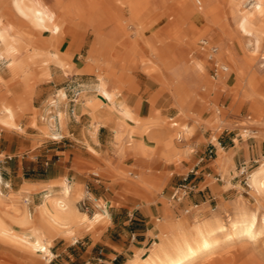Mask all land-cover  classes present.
<instances>
[{
    "label": "bare ground",
    "instance_id": "obj_1",
    "mask_svg": "<svg viewBox=\"0 0 264 264\" xmlns=\"http://www.w3.org/2000/svg\"><path fill=\"white\" fill-rule=\"evenodd\" d=\"M51 1V4H47L45 0H8L6 4L5 0H0V62H4L9 71L8 82L19 79L24 86L21 95H14L10 91L17 102L26 99L30 94L27 81L32 76L28 64L30 57L33 55L42 65H47L53 58H57L56 54L43 49L48 44H45L42 35L54 34L61 23L68 21L72 23L73 32L86 27L93 32L96 39H102L106 45L113 44L112 39H116L127 44L133 53L146 49L149 56L140 59L139 64L143 66L146 74L168 89L179 108L178 115L184 117H186L184 107L200 99L196 94L195 83L201 81L202 84L206 79L205 68L209 66L207 54L202 51L199 44L203 40L212 39L210 33L214 32L215 36H220L216 45H223L220 50L216 46L215 58L221 63L224 62V58H228L229 62H225L227 72L220 73L216 79H211L215 82L213 86L205 85L202 91L222 92L223 89L230 87L228 83L234 74V88L242 93L243 98L255 101L252 108L256 106L264 111V96L258 92V88L264 86V73L256 69L257 63H263L261 67L264 66V0H181L180 3L185 9L184 18L179 16L165 34L160 32L164 20L156 24L152 19L153 10L148 5L149 0ZM190 2H194V9L188 8ZM226 7L229 9V16L224 12ZM124 14L127 16L126 19ZM13 17L20 19L26 27L42 38L34 40L28 37L13 21ZM128 23L131 26H128ZM186 24L188 27L184 29ZM126 28L133 31L127 33ZM107 29L109 30L103 33ZM147 33L149 34L146 35ZM242 39L245 42H242ZM140 41L142 46L139 48ZM185 45L192 50L191 55L185 53ZM261 45L262 53L259 52ZM30 51L32 54L27 56ZM194 54L202 55L204 60H194L192 58ZM59 62L62 68H68L65 63ZM43 74L46 75V71ZM104 77L105 75L99 73L98 96L105 106L111 107L116 101L112 98ZM14 111L9 105L0 109V124L12 127ZM220 113L216 111V114ZM118 117L114 136L117 140L123 141L127 150L139 151L147 158L158 156L167 164L175 161L173 159H178L176 143L181 144L193 134L192 127L186 128L180 121L167 123L163 119L151 127L138 120H128L123 114ZM197 124L194 121V126ZM221 176L223 180L226 173L222 172ZM135 178L137 185L146 189L152 187L157 190L160 187V182L156 178L155 184L149 182L150 178H143L138 174ZM248 185L256 200L264 201V166L261 165L248 177ZM64 194L70 196L69 191ZM55 206L61 210L64 218L72 216L73 211H67L64 206L57 204ZM228 207H231L230 215L225 212V207L219 206L209 217L192 223L184 217L175 220L167 215L160 223L166 227L163 238L153 241L145 258L140 259L138 256L129 264H196L211 258L225 245L254 242L264 234V215L258 216L256 212L250 211L246 203L240 199L228 204ZM222 211L225 213L224 216ZM74 213L77 215L76 211ZM6 218L24 230L20 233L15 232L5 223ZM100 220L101 216L96 214L93 223L96 224ZM0 241L32 253L40 260L43 259L45 264L51 257L45 247L46 242L44 243L29 227L27 216L12 219L0 212Z\"/></svg>",
    "mask_w": 264,
    "mask_h": 264
},
{
    "label": "crops",
    "instance_id": "obj_2",
    "mask_svg": "<svg viewBox=\"0 0 264 264\" xmlns=\"http://www.w3.org/2000/svg\"><path fill=\"white\" fill-rule=\"evenodd\" d=\"M67 28H70L68 32L70 34L72 28L63 22L58 30L49 36H59ZM91 35H93V40L86 64L79 65L73 62L70 64L72 67L70 73H66L61 69L62 66L59 62L64 63V60L54 53L57 58L50 61L54 64L48 66L49 78L45 81L53 84L54 87L67 82H76L77 79L72 78L83 77L91 71L93 66H97L98 73L93 89L96 95L89 91L78 93L77 97L82 95L80 99L68 100V104L61 111H56L55 116L45 123L42 122L41 118L45 113L44 109L33 106L32 112L20 120V127L16 123L17 119L30 109L27 98L21 102L14 99L11 103L0 101V109L9 105L13 111L15 110L12 127L5 126L6 128L9 127V130H0V212L7 214L12 219L28 217L29 227L44 243L46 242L45 247L49 251V255L53 254L54 256L51 264H84L85 261L97 257L98 250L102 251L101 263L99 264H129L138 256L140 259L145 258L148 255L147 251L152 244V239L154 237L155 239L163 238V232L166 229L160 224V219L156 218L159 220L156 225L152 223L150 214L157 212V209L151 205H144V203L147 205L154 203L151 200V195L157 191L152 187L146 189L139 184L137 185L135 178V175L140 173V176L150 178L149 182L155 184L156 179L148 175L150 172L143 164L153 157L158 161H161L160 158L151 156L150 159L141 155L139 151L127 150L123 141L119 139V142L114 136V128L118 124V116L121 114L128 120H138L151 127L157 122L163 121L164 118L156 112V104L159 100L155 99L156 94L154 93L150 99L155 104L151 106L143 96L126 93L121 75L117 76L107 58H100L105 49L104 41L100 38L96 39L93 33ZM120 49L133 53L123 43L115 42L110 45L107 56H111L113 52H118ZM190 51L192 54L191 49ZM29 53L32 54L31 51ZM91 56L96 64L88 61ZM38 61L32 55L28 64L30 66ZM224 62H229L228 58H224ZM4 70L9 81L10 74L6 65ZM99 73L105 75V82L109 85L110 94L116 101L111 107L105 106L98 96ZM0 77L4 81V76L1 73ZM64 90L65 93L62 90L59 91L57 101H52V104L49 103L51 107L56 108L57 102L68 99L67 87ZM22 93L14 95H21ZM200 99L203 98L200 97ZM253 108L259 107L254 106ZM262 113L260 108L259 119ZM164 121L166 120L164 119ZM55 122L58 124L56 127ZM0 125L4 127L2 124ZM184 126L190 128L186 124ZM22 130L23 132H21ZM106 130L111 131L113 135L111 139L103 137L100 133ZM189 139H184L181 144L176 143L178 159H173L175 161L168 163V165L181 163L192 152V146L188 143ZM219 145L220 148L215 158L219 167L213 164L211 167H215L220 172V168L225 162L227 164L226 176H228L234 169L233 162L231 157L221 148V143ZM219 150H222L223 152L221 151L220 154L224 153L226 157L218 155ZM130 155L136 157L143 166L139 172L127 171L128 175L126 172H122V188L129 193L132 190L136 198L143 204L127 198V202H121L123 204L121 208L108 211L107 203L111 205L114 200L117 203L120 198L111 193L98 192L97 186L89 182L84 170L97 167L104 176H107L111 173L109 166L118 167V164L123 160L122 158ZM101 173H93V175L100 177ZM69 180L72 182L70 183ZM93 181L100 183L98 180ZM201 183L203 180L195 182V189ZM83 185H91L92 190L99 196V200L92 197L96 211L91 216L81 212L76 206L85 194H89L82 189ZM66 191H69V197L64 194ZM203 198L204 195L195 190L189 201L197 205L203 201ZM55 204L64 206L67 211H73L72 216L64 218L61 210ZM75 211L78 216L74 213ZM96 214L101 216V220L95 224L93 219ZM81 215L86 218L84 219ZM169 217L172 219L171 216ZM5 223L17 233L24 230L7 218ZM91 229H94L95 234H97L98 239L96 241L89 234ZM156 230L159 232L157 235L154 234ZM80 240L83 242L82 250L79 247L68 245L69 241H72L74 245ZM4 246L15 249L18 256H25L36 264L43 261L30 252L8 246L0 241V249Z\"/></svg>",
    "mask_w": 264,
    "mask_h": 264
},
{
    "label": "rangeland",
    "instance_id": "obj_3",
    "mask_svg": "<svg viewBox=\"0 0 264 264\" xmlns=\"http://www.w3.org/2000/svg\"><path fill=\"white\" fill-rule=\"evenodd\" d=\"M180 1L181 0H149L148 5L154 12H152L154 23L160 24L164 20V24L160 29L162 34H165L175 24L179 16L184 18L185 9ZM7 2L8 0H5L6 4ZM45 2L47 4L52 3L51 0H45ZM194 6V2L188 4L189 9H194ZM228 10L229 9L226 7L224 12L229 16ZM124 15L126 19L127 16L126 14ZM124 15H122L123 18ZM12 19L31 39L35 40L43 37L42 39L45 41V44H48L46 47L44 46L43 49L47 52L58 54L61 59L64 60V63H66L68 68L64 69L63 67L62 69L66 73H70L72 68L70 64L73 62L79 65L86 64L89 49L93 40V35H91L93 32L86 29V27L76 29L74 32L72 29L71 32H73V34L71 35H68L70 28H67L59 36L42 35L41 37L32 29L26 27L20 19L15 17ZM65 22L67 24L69 23L68 25L72 28V23L68 21ZM127 25L131 26L130 23ZM187 27L188 25L186 24L184 29H187ZM108 30L109 29L103 31V33H106ZM132 31L133 30H128L126 28L127 33H131ZM148 34L149 33L146 35ZM210 36L213 37L211 41L214 44L218 43L220 39L219 35L215 36V33L211 32ZM241 41L245 42L243 39ZM112 42L114 44L115 42H118V40L112 39ZM124 45L129 48L127 44ZM140 46H142L141 41L139 43V48ZM222 46L223 45H218L217 47L220 50V47ZM109 48L110 45L105 44V49L101 53L100 58H107L111 62L117 76L121 75L120 77L123 81V88L126 90V93H134L143 96L149 101L151 106H153L155 102H152L150 98L155 93V99L159 100L156 104V112L159 113L167 123L180 121L193 129V135L188 142L189 145L192 146V152L189 153L181 163L177 165H168L167 163L158 161L153 157L151 160L143 164L150 172L148 175L153 176V178L158 179L160 182L159 189L155 190L157 192L151 195V200L154 203L148 205L144 204L146 206L151 205L157 209V212L150 214L152 223L156 225L157 219H160L162 222V218L165 215H169L175 220L184 217V219H188V221L192 223L195 220L209 217L210 213L212 214L213 210L217 209L219 206L225 207V212H227V215H230L232 211L230 209L231 207H228V204L233 203L238 199L246 203L250 211L256 212L258 216L264 215V201H257L248 187V177L260 168L261 165L264 166V111L262 117L259 119L260 108L252 109L255 101H249L243 98L241 95L242 93L234 88V74H232L231 82L228 83V87L230 86L229 88L223 89L222 92H203L202 88L205 87V85L213 86L215 83L210 78V66H206V79L202 84L201 81L195 83V86H197L196 94L203 99H198L193 103L187 104L185 106L186 108L184 107L186 117L183 115L182 117L181 115H178L180 111L176 106V101L173 98V95L168 92V89L165 88L163 84L154 78L149 77L143 71L142 65L139 64L140 59H145L149 56L146 49H144V51L142 49L141 51H138V53H129L125 49H120L118 52H113L114 54L112 53L111 56H107ZM249 48L250 50L252 49L251 46ZM184 49L186 54L191 55L188 46L185 45ZM259 52H263V45L260 46ZM30 54L31 53L27 54V56ZM192 58L194 60H204L203 56L200 54H194L192 55ZM88 61L96 64V61H94L92 56ZM50 64L54 63L49 62L47 65H42L40 61H38L30 65L32 76L28 81V90L30 94L27 97V103L30 109L17 119L16 123L19 127L20 120L24 116H27L26 114L32 112L33 106L44 109L45 113L41 118L42 122L45 123L48 122L51 117L55 116L56 111H61L62 108L68 104V100H74L75 98L80 99L82 95L77 97L78 93L89 91L96 95L93 89L98 73L97 66H93L91 71L86 73L83 77L72 78L77 79L76 82H67L54 87L53 84H49L45 81V79L49 78L48 66ZM261 65H263V63H257L256 69L260 71V73H264V66L261 67ZM4 67L5 63L0 62V73L4 76V81L0 82V101L11 103L13 99L11 92L14 94H20L24 92V86L19 79L8 82V75L4 70ZM45 71L47 73L46 75L43 74ZM66 87L68 90L66 92L68 99L57 102L58 104L56 108L51 107L49 103L57 101L59 91L62 90L65 93L64 88ZM258 92L264 96V86L259 87ZM216 111H220L221 113L218 115L216 114ZM194 121L198 123L195 126ZM251 122L252 124H249ZM57 125L58 124L55 122V127ZM0 130L6 131L9 130V128L0 125ZM21 132H23V130ZM100 133L103 137L109 139L113 137L111 131L108 130L101 131ZM219 143H221L223 151L231 157L234 167L229 175L223 180L221 173L225 172L227 174V164L225 162L222 164L220 172H218L215 167H211L212 164L219 167V164L215 159L217 157V151L220 148ZM209 148L213 149V158L197 165L198 160L206 155V150ZM218 155L226 157L224 153L220 154V150ZM143 165L139 163L136 157L130 155L123 158L118 164V167H115L114 165L113 167L109 166V171H111L112 174L110 173L107 176H104L101 173L102 171L97 167L84 170V173L89 182L94 186H97L96 189L98 192L111 193L120 198L117 203L115 200L111 205L110 203H107V210L110 211L115 208H121L123 205L121 202H127V198L137 200L141 203L133 193H129L122 188L123 180L121 179V174L122 172L127 171L134 173L139 172ZM191 170L198 172L195 182L203 180V183L195 189L199 191V194L204 195L203 201L199 202L197 204L198 207L196 208H193L195 204L189 201V198L194 193L188 198H185L179 204L169 200V195L173 188H175L180 183L182 177L189 174ZM93 173H101V175L100 177H94ZM206 173H209L210 176L206 177ZM138 175H140V173H138ZM216 177L219 178L218 181H214V178ZM93 180H98L100 183H95ZM71 182L72 181H70V183ZM106 182H109V184H106ZM82 189L89 194H85L80 201H78L76 206L81 212H85L88 216H91L92 213L96 211L95 202L92 200V197L99 200V196L95 194L94 190H92L91 185H83ZM185 210H189V213H184ZM224 215L225 213L222 211V216ZM123 228L126 229V227ZM158 233V230L154 232L155 235ZM89 234L95 241L98 239L94 229H91ZM154 240L155 237L151 242L153 243ZM68 245L79 247L80 250L83 248L82 240L74 245L72 241H69ZM15 251V249L6 246L0 249V264H36L25 256H18ZM89 261L90 260H87L84 263ZM37 264L45 263L44 261H40ZM196 264H264V234L254 242H235L228 244L227 246L225 245L217 250L211 258L201 260Z\"/></svg>",
    "mask_w": 264,
    "mask_h": 264
},
{
    "label": "built area",
    "instance_id": "obj_4",
    "mask_svg": "<svg viewBox=\"0 0 264 264\" xmlns=\"http://www.w3.org/2000/svg\"><path fill=\"white\" fill-rule=\"evenodd\" d=\"M200 47L202 49V51H204L207 54V61L209 63L210 66V78L211 79H216L218 77V75L220 73H226L227 72V66L221 62H219L215 56L217 53V48H216V44H214L211 40H203L200 42ZM214 156V152L213 149L209 148L206 150V155L204 157H201L198 162L197 165L203 163L206 160H211ZM196 165V166H197ZM198 176V172L191 170L189 174H187L186 176L182 177L180 183L173 188V190L171 191L170 195H169V200L171 202H175V203H181L185 198H188L192 193L195 192V180L197 179ZM206 177H209L210 174L206 173L205 175ZM97 177V176H94ZM219 178L216 177L214 178V181H218ZM194 207H197V205H194ZM184 213H189V210H185ZM158 221V220H156ZM51 250V248H50ZM101 256H102V251L98 250L97 252V257L91 259L89 262H86L84 264H94V263H101ZM48 258V256L46 257ZM54 259L53 254L51 255L50 258H48V261L46 264H51L52 260Z\"/></svg>",
    "mask_w": 264,
    "mask_h": 264
}]
</instances>
